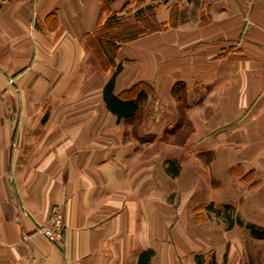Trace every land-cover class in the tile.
<instances>
[{"label":"crops","instance_id":"crops-1","mask_svg":"<svg viewBox=\"0 0 264 264\" xmlns=\"http://www.w3.org/2000/svg\"><path fill=\"white\" fill-rule=\"evenodd\" d=\"M136 1L0 0V264L256 262L264 239L205 207L264 228V0H146L194 16L119 45L115 94L153 105L128 120L85 36ZM56 211L62 245L41 233Z\"/></svg>","mask_w":264,"mask_h":264},{"label":"trees","instance_id":"trees-1","mask_svg":"<svg viewBox=\"0 0 264 264\" xmlns=\"http://www.w3.org/2000/svg\"><path fill=\"white\" fill-rule=\"evenodd\" d=\"M136 7L138 9L133 15L119 16L117 12L111 13L104 22L98 25L94 33L85 36L86 46L91 52L92 61L103 71L107 72L110 69H114L112 78L104 88V99L107 108L117 115L119 119H134L140 111L141 105L147 100L148 93L150 92L147 86L138 85L120 95L115 94V79L121 70V66L116 63L119 45L134 41L143 35L165 31L169 26L176 27L178 25L173 16L170 18L169 23L159 22L156 17L158 5L146 4V0H137ZM182 85L180 82L176 83L173 87V92L176 93L181 89ZM178 99L181 102L183 97H178ZM175 174H178V169L175 171ZM205 208L217 212V215L223 216L227 221L228 230L232 229L235 225H239L244 227L252 237L264 239V228L254 223H246L239 217H234L231 206L211 203ZM197 259L200 264H203L200 261V257ZM208 264H216L213 255Z\"/></svg>","mask_w":264,"mask_h":264},{"label":"rangeland","instance_id":"rangeland-1","mask_svg":"<svg viewBox=\"0 0 264 264\" xmlns=\"http://www.w3.org/2000/svg\"><path fill=\"white\" fill-rule=\"evenodd\" d=\"M168 8H170L169 9L170 17L173 16L176 23L184 22L188 19H191L190 17L194 16V14H192V8L193 7H191V6H186L184 4L179 5L178 3L172 2ZM135 9H136V4H134V5L130 4L128 12H126V13H128V15H133ZM162 9H163V6L160 5L158 7V11H161ZM167 9H165L164 11L166 12ZM90 55H91V52H90ZM187 104H188L187 100H183V101L181 100V102H179V105H180L179 107H180L181 111H183L185 109V107H187ZM141 106H142V110L144 111L148 108H151L153 105L152 104L148 105L147 103H144ZM179 120H180V124H181V123H183L184 118H180ZM172 133H174V129L162 132L161 138L163 140H166L167 142H169V141L181 142L186 138V136H188V133L185 131L175 132L174 136H171ZM213 213H216V212H213ZM249 248L252 252H255V254H256V262H254L253 264H261L259 259H260V254L264 251V242L257 244V245H251V246H249Z\"/></svg>","mask_w":264,"mask_h":264},{"label":"built area","instance_id":"built-area-1","mask_svg":"<svg viewBox=\"0 0 264 264\" xmlns=\"http://www.w3.org/2000/svg\"><path fill=\"white\" fill-rule=\"evenodd\" d=\"M64 221L61 212L56 211L41 233L52 243L62 245L64 240Z\"/></svg>","mask_w":264,"mask_h":264}]
</instances>
